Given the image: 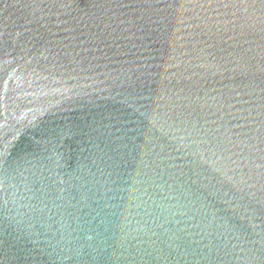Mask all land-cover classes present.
Masks as SVG:
<instances>
[{"label": "water", "instance_id": "water-1", "mask_svg": "<svg viewBox=\"0 0 264 264\" xmlns=\"http://www.w3.org/2000/svg\"><path fill=\"white\" fill-rule=\"evenodd\" d=\"M0 264H264V0H0Z\"/></svg>", "mask_w": 264, "mask_h": 264}]
</instances>
